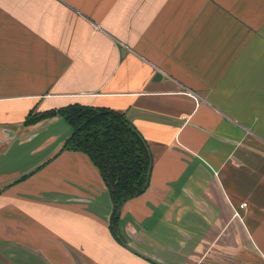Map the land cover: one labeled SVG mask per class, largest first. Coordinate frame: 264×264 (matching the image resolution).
Instances as JSON below:
<instances>
[{
	"label": "crops",
	"instance_id": "0c3cea01",
	"mask_svg": "<svg viewBox=\"0 0 264 264\" xmlns=\"http://www.w3.org/2000/svg\"><path fill=\"white\" fill-rule=\"evenodd\" d=\"M73 104L124 113L152 155L120 237L69 124H25ZM126 244L264 264V0H0V264H155Z\"/></svg>",
	"mask_w": 264,
	"mask_h": 264
},
{
	"label": "trees",
	"instance_id": "16d2710c",
	"mask_svg": "<svg viewBox=\"0 0 264 264\" xmlns=\"http://www.w3.org/2000/svg\"><path fill=\"white\" fill-rule=\"evenodd\" d=\"M61 116L72 128L64 149L86 154L108 188L113 209L110 229L119 236L123 205L148 188L152 155L142 135L124 113L109 108L73 104L59 110L29 113L26 125Z\"/></svg>",
	"mask_w": 264,
	"mask_h": 264
},
{
	"label": "water",
	"instance_id": "95a60500",
	"mask_svg": "<svg viewBox=\"0 0 264 264\" xmlns=\"http://www.w3.org/2000/svg\"><path fill=\"white\" fill-rule=\"evenodd\" d=\"M156 76H159L160 77V73L159 72H157V74H156ZM11 138L12 137H14V133L12 134L11 132H6ZM69 138V137H68ZM67 138V139H68ZM66 139V140H67ZM65 140V141H66ZM65 141H64V143H65ZM63 148H64V144H63ZM126 246H127V248H129V249H131L132 251H134V249H132L131 247H129L127 244H126ZM135 253H137V254H139L140 256H142V257H144V258H148L149 260H151L152 262H154L155 264H163V263H161V262H159V261H156V260H154V259H151V258H149V257H147V256H145L144 254H141V253H138V252H136V251H134Z\"/></svg>",
	"mask_w": 264,
	"mask_h": 264
},
{
	"label": "rangeland",
	"instance_id": "374dc122",
	"mask_svg": "<svg viewBox=\"0 0 264 264\" xmlns=\"http://www.w3.org/2000/svg\"><path fill=\"white\" fill-rule=\"evenodd\" d=\"M121 236V233H120V230H119V236L118 237H120Z\"/></svg>",
	"mask_w": 264,
	"mask_h": 264
},
{
	"label": "built area",
	"instance_id": "2783aa9c",
	"mask_svg": "<svg viewBox=\"0 0 264 264\" xmlns=\"http://www.w3.org/2000/svg\"><path fill=\"white\" fill-rule=\"evenodd\" d=\"M245 205H242V207H244Z\"/></svg>",
	"mask_w": 264,
	"mask_h": 264
}]
</instances>
